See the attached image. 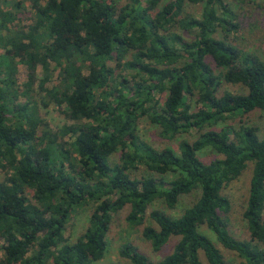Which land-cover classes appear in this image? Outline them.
I'll return each mask as SVG.
<instances>
[{"label":"trees","instance_id":"1","mask_svg":"<svg viewBox=\"0 0 264 264\" xmlns=\"http://www.w3.org/2000/svg\"><path fill=\"white\" fill-rule=\"evenodd\" d=\"M233 2L264 11L254 0ZM188 4L201 6L199 18ZM240 29L226 0H0V264H95L126 207L127 224L143 227L154 252L178 238L155 262L124 245L119 255L131 264H203L201 255L226 264L201 228L241 264H264V137L243 120L264 112V59L231 41ZM18 64L27 69L22 90ZM51 64L59 79L47 88ZM39 104L64 106L70 124L52 130ZM143 118L168 141L191 131L198 138L179 141L177 152L156 149L137 134ZM206 149L218 157L202 161ZM249 165L248 239L240 240L228 230L222 192ZM194 193L179 217L147 214ZM88 206L85 230L69 242L66 226ZM147 215L155 227L144 226Z\"/></svg>","mask_w":264,"mask_h":264},{"label":"rangeland","instance_id":"2","mask_svg":"<svg viewBox=\"0 0 264 264\" xmlns=\"http://www.w3.org/2000/svg\"><path fill=\"white\" fill-rule=\"evenodd\" d=\"M18 1V0H16ZM257 4L264 6V0H254ZM118 4H125L126 0H117ZM229 7L236 13L237 21L241 24V29L236 33L230 35V39L233 43H236L238 46L245 48L248 51H254L258 53L264 59V11H256L253 8L242 5V10L240 6L233 2V0H226ZM25 8L29 7V3H24ZM186 13L199 18L201 15V6L200 5H187ZM29 21H24L22 26L29 25ZM183 37L189 41L191 36L186 32H180ZM50 70L52 71V77L50 81L46 83V87L50 88L53 83L59 79V69L55 67L54 64H51ZM37 79L43 78V71L38 67L36 72ZM16 85L23 89V85L27 81V69L24 65L18 64L16 71ZM225 90L232 93H241L243 90L239 86L228 85L224 87ZM38 83L36 82L33 87L32 96H34V102L38 101ZM19 102H25V98L20 97ZM64 106H57L55 104H50L47 108H44L39 104L38 114L42 120L49 124V127L52 130H56L64 124H70L67 122L63 115ZM243 120L246 125L254 126L259 129V136L264 137V112L255 111L250 114H247L243 117ZM137 134L141 140L147 142L149 145L156 149H161L164 147H170L174 150L177 149L179 141H193L198 138V134L195 131H191L188 134H182L177 137L176 140L168 141L160 135V128L152 125L148 119L143 118L138 124ZM68 140V138H66ZM177 152V150H176ZM198 157L204 161L209 162L212 159L217 158L218 156L211 150H204L199 153ZM117 160V155L113 159ZM252 167L249 165L243 174L234 182H232L226 189L223 190V195H225L231 203V211L228 215L229 224L228 230L230 234L240 240L248 239L247 230L245 223L242 218L244 212L246 201L248 197L249 189V180L251 176ZM144 174L145 171L143 168L137 173L139 175ZM138 175V176H139ZM3 178V173H0V179ZM198 193H194L190 196H185L181 198L179 204L174 210H168L160 202H156L150 210L158 209L164 213L172 216L179 217L184 209L191 206L197 199ZM129 208H125L121 212L113 215L112 223L110 230L107 234V250L105 256L99 262L95 264H131L127 259L119 255V251L126 244H130L137 249V251L143 254L149 261L155 262L160 260L162 257L168 255L173 250L175 243L178 238H171L169 242L158 252H154L150 242L146 241L142 236V228H131L126 222V216L128 214ZM92 211V207H84L79 209L71 217L70 222L65 228L64 236L69 242H73L78 238L87 226V222ZM154 226L155 224L149 219L148 215L145 219L144 226ZM203 234L208 236L217 246V248L222 252L226 264H241V260L233 253L223 249L215 240L214 235L207 230L206 228L200 229ZM2 242H0V245ZM201 260L203 264L205 259L201 255ZM52 264V263H50Z\"/></svg>","mask_w":264,"mask_h":264}]
</instances>
